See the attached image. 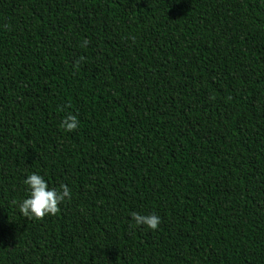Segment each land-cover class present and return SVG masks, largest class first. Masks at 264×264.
Instances as JSON below:
<instances>
[{
    "label": "trees",
    "instance_id": "1",
    "mask_svg": "<svg viewBox=\"0 0 264 264\" xmlns=\"http://www.w3.org/2000/svg\"><path fill=\"white\" fill-rule=\"evenodd\" d=\"M0 264H264V0H0Z\"/></svg>",
    "mask_w": 264,
    "mask_h": 264
},
{
    "label": "clouds",
    "instance_id": "2",
    "mask_svg": "<svg viewBox=\"0 0 264 264\" xmlns=\"http://www.w3.org/2000/svg\"><path fill=\"white\" fill-rule=\"evenodd\" d=\"M89 41L85 40L86 46ZM83 57L75 62L78 69ZM214 99V97H213ZM79 127V120L76 115L69 113L62 121L61 128L66 132H74ZM24 184L28 186L29 196L19 204V212L28 220L42 221L46 216H56L60 212V205L67 199L71 200V190L66 184H61L59 190L49 188L48 183L41 175L31 174L24 180ZM16 204V201L12 202ZM131 219L134 226H145L150 230H157L161 219L155 213L142 215L133 212Z\"/></svg>",
    "mask_w": 264,
    "mask_h": 264
}]
</instances>
